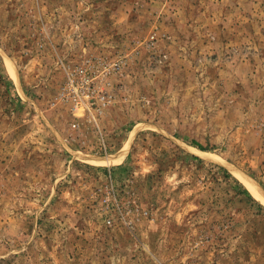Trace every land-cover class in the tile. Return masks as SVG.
I'll list each match as a JSON object with an SVG mask.
<instances>
[{
	"label": "rangeland",
	"instance_id": "obj_1",
	"mask_svg": "<svg viewBox=\"0 0 264 264\" xmlns=\"http://www.w3.org/2000/svg\"><path fill=\"white\" fill-rule=\"evenodd\" d=\"M0 264H264V0H0Z\"/></svg>",
	"mask_w": 264,
	"mask_h": 264
},
{
	"label": "built area",
	"instance_id": "obj_2",
	"mask_svg": "<svg viewBox=\"0 0 264 264\" xmlns=\"http://www.w3.org/2000/svg\"><path fill=\"white\" fill-rule=\"evenodd\" d=\"M127 64L123 56L117 59L102 56L84 59L75 68L68 70L60 90V101L98 124V119L113 101L111 79L121 75ZM78 126L77 123L73 124L74 128Z\"/></svg>",
	"mask_w": 264,
	"mask_h": 264
},
{
	"label": "bare ground",
	"instance_id": "obj_3",
	"mask_svg": "<svg viewBox=\"0 0 264 264\" xmlns=\"http://www.w3.org/2000/svg\"><path fill=\"white\" fill-rule=\"evenodd\" d=\"M9 71L11 72L12 76L14 78H16L15 70L13 69L12 66H9ZM125 155H126V149H123L120 152H118L117 154H115V155L113 154L112 156H109V157H99V156L86 155V156H83L84 157L83 160L87 163L92 164V165L110 166V165H116V164L121 163L124 160ZM246 185L257 197L260 196L258 194V192L256 191V189L249 182L246 181Z\"/></svg>",
	"mask_w": 264,
	"mask_h": 264
},
{
	"label": "trees",
	"instance_id": "obj_4",
	"mask_svg": "<svg viewBox=\"0 0 264 264\" xmlns=\"http://www.w3.org/2000/svg\"><path fill=\"white\" fill-rule=\"evenodd\" d=\"M200 148H201V147H200ZM201 149H203V148H201ZM221 170L225 173V175H226L227 177H230V176H231V175H230L227 171H225L224 169L221 168ZM243 192H244L245 194L249 195V192H248L247 189H243ZM260 209H262V208L260 207Z\"/></svg>",
	"mask_w": 264,
	"mask_h": 264
},
{
	"label": "crops",
	"instance_id": "obj_5",
	"mask_svg": "<svg viewBox=\"0 0 264 264\" xmlns=\"http://www.w3.org/2000/svg\"><path fill=\"white\" fill-rule=\"evenodd\" d=\"M120 151H121V150H120ZM120 151H119V152H120ZM117 153H118V152H117ZM117 153H115V154H117ZM115 154H114V155H115ZM112 155H113V154H112ZM112 155H111V156H112ZM125 157H126V155H125Z\"/></svg>",
	"mask_w": 264,
	"mask_h": 264
}]
</instances>
